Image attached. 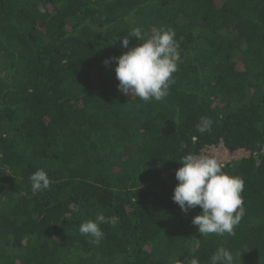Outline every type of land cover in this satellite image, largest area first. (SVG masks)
Wrapping results in <instances>:
<instances>
[{"label": "trees", "instance_id": "obj_1", "mask_svg": "<svg viewBox=\"0 0 264 264\" xmlns=\"http://www.w3.org/2000/svg\"><path fill=\"white\" fill-rule=\"evenodd\" d=\"M136 27L179 43L161 101L103 63ZM187 154L243 178L234 235H200L199 206L172 201ZM101 213L96 245L78 227ZM219 247L264 264V0H0V264H211Z\"/></svg>", "mask_w": 264, "mask_h": 264}, {"label": "clouds", "instance_id": "obj_2", "mask_svg": "<svg viewBox=\"0 0 264 264\" xmlns=\"http://www.w3.org/2000/svg\"><path fill=\"white\" fill-rule=\"evenodd\" d=\"M135 37L141 43L129 48V38ZM128 49L118 57H110L103 63H115V78L118 91L123 95L136 96L144 102L161 101L168 95L173 83L172 74L178 70L181 62L179 43L172 29L154 28L145 33L136 27L121 41ZM212 121L201 117L197 126L199 132L209 131ZM175 172L178 182L173 189L172 201L184 213L199 206L201 211L192 218L200 235H234V229L245 214L244 180L239 176H230L224 172L223 165L208 155L187 154L179 161ZM31 188L35 192L47 190L52 181L43 169L29 175ZM110 222L102 213L95 220L79 223L80 234L90 238L98 245L104 233L100 224ZM211 264H234L233 253L219 247L210 257ZM188 264H200L192 257Z\"/></svg>", "mask_w": 264, "mask_h": 264}]
</instances>
